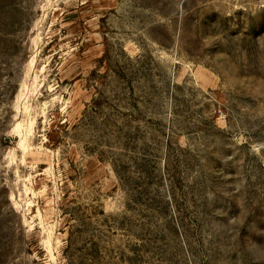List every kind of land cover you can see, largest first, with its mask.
Returning a JSON list of instances; mask_svg holds the SVG:
<instances>
[{
	"label": "rangeland",
	"instance_id": "obj_1",
	"mask_svg": "<svg viewBox=\"0 0 264 264\" xmlns=\"http://www.w3.org/2000/svg\"><path fill=\"white\" fill-rule=\"evenodd\" d=\"M0 264H264V0H0Z\"/></svg>",
	"mask_w": 264,
	"mask_h": 264
}]
</instances>
